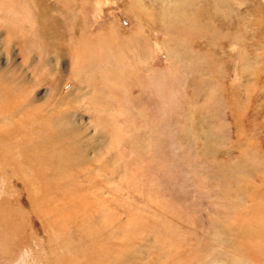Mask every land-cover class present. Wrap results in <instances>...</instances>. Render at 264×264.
I'll list each match as a JSON object with an SVG mask.
<instances>
[{"label": "rangeland", "instance_id": "1", "mask_svg": "<svg viewBox=\"0 0 264 264\" xmlns=\"http://www.w3.org/2000/svg\"><path fill=\"white\" fill-rule=\"evenodd\" d=\"M167 7L199 19L182 45ZM0 72L18 105L0 131L17 130L18 158L52 164L48 203L87 245L76 264H264V0H0ZM29 117L39 149L21 135ZM6 171L0 264H69Z\"/></svg>", "mask_w": 264, "mask_h": 264}, {"label": "bare ground", "instance_id": "2", "mask_svg": "<svg viewBox=\"0 0 264 264\" xmlns=\"http://www.w3.org/2000/svg\"><path fill=\"white\" fill-rule=\"evenodd\" d=\"M108 5V3H107ZM165 5V4H164ZM166 6V5H165ZM12 8V7H11ZM110 10V9H109ZM165 10L168 12L167 15L170 16V22L163 25V30L165 31L167 37L170 38V42L171 44H176L177 46L181 43L182 45V41H181V38L185 35L184 32H187L185 30L187 29H192V26H191V23H195L197 22L199 19H185V20H182L180 22L176 21L175 18H174V15L173 13H171V10H170V7H167L165 8ZM163 10L164 13H166V11ZM217 10V9H215ZM18 11V10H17ZM106 11V10H105ZM213 13H216L214 10L211 11L210 13H207L206 15H204V18L207 19V23L210 22V16H212ZM222 13V12H221ZM19 14V13H18ZM112 36V35H111ZM117 36V34H114V37ZM194 36V35H193ZM192 36V37H193ZM113 37V36H112ZM190 39V38H189ZM177 41L179 42V44H177ZM203 41V40H202ZM52 42V41H50ZM167 44V43H166ZM94 53V52H93ZM175 57V55H174ZM30 68V67H29ZM1 73V72H0ZM32 73V72H31ZM10 76V75H9ZM85 78V77H84ZM7 80L9 81V79L7 78ZM7 82V81H6ZM4 83V82H2ZM10 83V82H9ZM6 93H2V91L0 90V103L3 102L5 104V107L2 108L0 106V122L3 120V115H5V113H7L8 111L11 113L12 111V107H15V109H18V105L16 104V101H12V97L14 96L11 92L14 90V87L11 89V90H8V89H4ZM12 95V96H11ZM10 100V101H9ZM9 101V103H7ZM21 105H24L26 106V109H27V103H24V104H21ZM30 105V104H29ZM25 109V110H26ZM30 109V108H29ZM43 109V108H42ZM31 112V111H29ZM28 112V114H29ZM33 112V110H32ZM25 114V113H24ZM52 114H49L47 118H45V120L42 121V123L44 121H47V124L50 125L51 123V119H54L56 117V115H53L51 116ZM22 117V116H21ZM27 117V114L24 115V119ZM7 118H10L7 117ZM30 118V117H29ZM26 119V122L23 123L22 127L20 126L21 128V135H22V138L24 140H27L29 142H38V145L36 146L38 149H39V146H40V142L42 143L45 135H43V133H45L44 131H41L40 129L37 131H34L32 130V122L30 124V121L32 120L30 118ZM32 118H33V115H32ZM44 119V118H43ZM21 121V120H20ZM41 121V120H40ZM22 122V121H21ZM39 123V122H38ZM37 123V124H38ZM41 123V122H40ZM11 124V123H10ZM62 124L64 126H67V127H70L72 128L71 126H74L72 125L71 123H67L65 121H62ZM41 125V124H40ZM38 126V125H37ZM59 129H61V131L63 132H66V131H69L68 129L64 128V126H58L56 125ZM3 130V129H2ZM17 130L13 129L12 131H7V130H4L3 132L0 131V167H3V168H6L8 171H6V173L11 176L9 178V180L13 177L17 178L18 180V183L17 185H15L18 188H20V191H24L25 194L27 195V199L26 201L29 202V198L31 197L33 201H37L39 203H41L42 205V208L40 209V216L41 218H45L47 223H48V227L51 228L50 230L55 231L54 229L57 227L58 228V234H57V239L59 240V242L57 241V239H55V244L57 242V247L59 248L58 249V252L60 253L59 256H57V259H55L56 255L53 257L58 263L61 262V258L62 257H67L69 259H71V262L69 264H76V262L74 261V258L76 259H80L78 257V255L80 254L79 251H82V253L80 255H85L87 254L86 249H87V245L83 246V244L79 243V242H73L72 239L74 237V234L72 233V231L70 230V228H66V226L64 225L63 223V220H62V216L58 215L57 212H60V209L58 210L57 208H53L52 206L49 205L48 203V196H47V193L45 192L46 191V186H45V178H47V176L49 175V173H47L48 169L52 168L51 165H47V162H45V164L41 161V158L39 159L38 157H35L37 156V154H39L35 149L33 150L34 153H32V151H29L27 149L24 150L23 154H20L21 157L18 158V154L16 153V150H15V147L14 145L12 144L15 140V133H16ZM41 131V132H40ZM72 131V129H71ZM69 131V133L72 134H76V138H78V133H75ZM40 132V133H39ZM43 132V133H42ZM63 134V133H61ZM243 134V133H242ZM61 138V137H60ZM64 138V137H62ZM73 138V137H72ZM72 138H69L68 142L72 139ZM67 139V138H66ZM113 139V138H112ZM62 140V139H61ZM73 140V139H72ZM53 142H56L54 141V139H52ZM75 141V140H74ZM73 141V142H74ZM80 141V139L78 138V142ZM11 144L10 147L8 148V144ZM59 143V142H58ZM67 145V143H66ZM76 145H78V143L76 142ZM76 147V146H75ZM47 152V151H46ZM50 154H52L53 152H51V150H49ZM32 154H35L34 156H32ZM66 154L64 155V158L65 159L66 157ZM69 156V155H67ZM35 157V158H34ZM33 158V160H32ZM79 158L82 160L83 159V156L81 155L80 153V156ZM78 158V159H79ZM60 159V158H59ZM67 159V158H66ZM57 157L53 156L52 157V161L51 163H54L53 166L54 167V170H60L61 167L60 166H57L56 165H66V162H62V163H58L57 162ZM74 161H75V156H74ZM36 162L37 164L39 165V168H37L36 166ZM74 162H72L73 164ZM69 165V164H68ZM72 168V167H70ZM52 171V170H51ZM49 172V171H48ZM53 172V171H52ZM63 172V171H61ZM56 173V171L54 172ZM37 174V175H36ZM63 174V173H61ZM52 176V175H51ZM54 176H56L54 174ZM62 176V175H60ZM50 177V176H49ZM19 178V179H18ZM78 179V178H77ZM34 180H36V184L37 185H42V189H38L37 191L35 190V186H34ZM1 182V181H0ZM43 183V184H41ZM81 183V182H80ZM77 184V183H76ZM85 184V183H83ZM78 189V188H77ZM42 193L44 194V196H42ZM61 198V196L59 197ZM60 201V200H59ZM64 201V200H62ZM61 203V202H60ZM63 204V203H62ZM65 205V204H64ZM67 205V203H66ZM55 206V205H54ZM57 207V206H56ZM65 207V206H64ZM61 208V207H60ZM49 209H51L52 211H50ZM69 210V209H68ZM57 211V212H55ZM63 214V213H62ZM78 214V213H77ZM70 215V214H69ZM71 216V215H70ZM0 236H5V232L7 231V223L8 221L10 220L9 219V216H7V214L4 212V210L0 213ZM63 218H64V215H63ZM70 218H74L73 217H70ZM77 218V217H76ZM53 221L55 224H56V227H53L50 223V221ZM65 220V219H64ZM73 222V221H72ZM78 222V221H77ZM76 223V222H75ZM79 223V222H78ZM73 224V223H72ZM45 225V224H44ZM47 225V224H46ZM95 225V224H94ZM75 226V225H74ZM80 226V225H79ZM49 230V231H50ZM75 230V229H74ZM73 230V231H74ZM90 234V233H89ZM9 238V233H8V236H7V239ZM98 240V239H96ZM5 241V240H4ZM81 241V240H80ZM49 242V241H48ZM84 242V241H83ZM91 242V241H90ZM42 243V241H41ZM91 245V244H90ZM52 247V245H50ZM95 246V245H94ZM55 247V246H54ZM104 247V246H103ZM115 247V246H114ZM127 247V246H126ZM5 243H0V255L4 256L5 259L7 258H11L12 256L9 255V252L6 251L5 249ZM74 248H76L77 250H75ZM128 248V247H127ZM57 249V248H56ZM129 249V248H128ZM91 250V248H90ZM131 250V249H130ZM27 251V250H26ZM89 251V250H88ZM108 251V250H107ZM135 251V250H134ZM37 252V251H36ZM98 252H99V249H98ZM78 253V255H77ZM91 253H92V250H91ZM94 253V252H93ZM108 253V252H107ZM127 253V252H126ZM134 253V252H133ZM141 253V252H140ZM23 254V253H22ZM21 254V255H22ZM25 254V253H24ZM30 254L29 251L27 252V255ZM95 254V253H94ZM129 254V253H128ZM132 254V253H131ZM26 255V256H27ZM102 255V253H101ZM31 256V255H30ZM91 258H88L86 259L85 263L84 264H87L88 260L92 261V259L96 262L97 259L96 257L94 258V256L92 255H89ZM24 257V256H22ZM88 257V255L86 256ZM101 257V256H99ZM104 257V256H103ZM148 257V256H147ZM2 257H0L1 259ZM20 258V257H19ZM18 258V260H19ZM124 258V257H123ZM17 260V261H18ZM103 260V261H102ZM24 261V260H22ZM29 261V260H28ZM30 262V261H29ZM32 262V261H31ZM23 263V262H22ZM12 264H21V261L20 262H13ZM24 264H28L24 262ZM99 264H105L104 263V258L101 259L100 258V262ZM130 264V263H129ZM146 264V263H145Z\"/></svg>", "mask_w": 264, "mask_h": 264}]
</instances>
